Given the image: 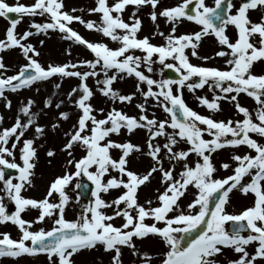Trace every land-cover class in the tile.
<instances>
[{
    "label": "snow or ice",
    "instance_id": "6c2138e0",
    "mask_svg": "<svg viewBox=\"0 0 264 264\" xmlns=\"http://www.w3.org/2000/svg\"><path fill=\"white\" fill-rule=\"evenodd\" d=\"M159 3L160 0H115L109 4L108 0H96V6L88 11L100 14L97 23L73 15L76 9L64 10L63 0H33L31 4L19 0L9 4L7 0H0V17L9 21L5 38L0 39V52L19 48L27 61L15 74L5 75L8 66L0 56V99L5 108H12L6 92L31 89L35 83L52 77L79 81L63 99L58 92L46 97L37 111H33L37 101L27 97L20 102L8 126H4V116L0 115V193L3 194L0 195V223L11 222L20 232L18 239L7 232L0 233V257L44 254L49 264H75L74 257L82 250L102 246L105 252L112 253L111 264H123L122 249L126 247L139 258V264H152V254L141 252L136 240L153 235L165 245V250L158 253V264H222L220 258L226 250L237 257L229 259L227 264H258L264 260V74L252 71L255 62L264 61V15L255 22L250 18V11L264 9V0H240L238 7L233 0H214V6H207L205 0H196L194 8H190L193 0H182L176 6L157 11ZM129 5L135 6L129 17L131 23L121 15ZM143 6L152 8L153 22L162 17L171 25L168 34L159 31L157 25L153 36L163 37L165 42L161 45L151 43L148 36L137 35L142 21L136 12ZM9 14H16V18L10 19ZM36 15L47 16L48 20L32 23L30 28L35 32L16 31L24 16ZM183 19L195 22L200 30L177 35V26ZM73 22L101 33L119 46L113 48L102 41L86 39L71 27ZM228 25L236 29L234 40L226 34ZM49 30L59 31L62 39L85 47L93 59L78 58L62 64L49 63L45 67L37 59L39 51L28 39L34 34H47ZM209 34L214 35L221 46L214 57L225 58L224 68L190 62L186 50L204 61L213 58L200 57L198 51L202 38ZM136 50L142 55H136ZM66 53L71 55V48ZM156 63L174 69L179 78L154 79L146 74L153 73ZM126 78L135 79V91L123 94L113 88L114 82ZM89 79H95V90L89 86ZM205 86L213 96L209 99L197 95L201 106L214 113L221 110L219 101L226 100L234 104L243 119H215L190 107L183 90L194 93ZM53 87L59 90L61 83ZM96 91L113 103L121 104H131L139 96L142 102L135 104L138 115H129L116 107L107 111L94 107L91 100ZM241 93L254 99V113L240 104ZM149 101L166 117L160 118L154 111L150 113ZM68 105L77 110L78 116L63 133L66 139L61 151L67 156L65 171L50 183L42 199L25 197L23 192L32 186L36 166L38 146L35 142L46 135L49 127L39 121L55 109L50 127L52 130L62 127V122L72 116L70 110H63ZM29 129H34L31 137L26 136ZM122 129L129 135L143 130V143L112 139L113 135H120ZM181 144L187 147H179ZM241 146H246L247 150L232 152L230 162L220 164V168L231 174L217 177L213 154L226 148L238 150ZM77 147L83 153L79 158L74 155ZM113 150L119 151L118 157L112 155ZM134 153L150 158L151 165L146 172L139 173L128 167ZM55 154L54 149L46 153L48 157ZM193 155L194 161L190 159ZM5 169L16 170L17 175L6 178ZM156 173H159L163 191L156 189L155 206L152 200L140 203L139 189L150 183ZM82 177L93 186L91 199L86 204H80L83 194L89 191ZM74 181V188L79 190L75 203L80 204V212L69 220L66 208L73 197L68 188ZM189 188L194 190L193 198L182 206L181 198ZM112 189L123 191L112 200L104 199L102 194ZM233 190L254 194V203L238 213L228 212L226 206ZM54 193L58 194L56 201L50 199ZM5 197L15 205L10 214L3 203ZM28 208L39 210L35 219L22 217ZM107 209H112L111 214ZM117 217L123 221L119 226L113 222ZM46 218L52 219L50 229L33 230L34 224ZM146 219L153 222L146 223ZM229 222L231 226L226 227ZM253 245L254 251L250 252L249 247Z\"/></svg>",
    "mask_w": 264,
    "mask_h": 264
},
{
    "label": "rangeland",
    "instance_id": "374dc122",
    "mask_svg": "<svg viewBox=\"0 0 264 264\" xmlns=\"http://www.w3.org/2000/svg\"><path fill=\"white\" fill-rule=\"evenodd\" d=\"M9 4L16 3V0H7ZM19 2L25 4L33 3V0H19ZM115 0H108L109 4L114 3ZM182 0H160L159 6L157 11L163 9L165 7H172L176 6L177 4L181 3ZM233 2L239 6L240 0H233ZM64 3V10L71 11L72 9H76L73 15L82 16L85 20H93L97 23L100 22V14L98 13H89L88 9L93 8L96 6V0H63ZM207 6H214V0H205ZM135 10V6L129 5L125 8V10L121 13L122 18L126 21L131 23L129 17L132 15L133 11ZM152 8L150 6H143L136 12V15L141 19L142 26L141 30L137 33L138 37L142 38L144 36H148L150 38V42L155 45H161L165 41L163 37L159 35L153 36V33L157 31V25L159 26V31L168 34L170 31L171 25L166 23L165 18L158 17L156 22H153L150 18V13ZM234 11V10H233ZM250 18L252 21H258L259 18L264 15V9L252 10ZM253 15V16H252ZM48 20L47 16H24L21 19V22L17 26V32L23 33L26 30H30L35 32V29L30 28L32 23H43ZM9 26V21L5 18L0 17V39L5 38L6 28ZM71 27H73L76 31H78L83 37L90 41H102L107 43L110 47H118V43L111 41L109 38L103 37L101 33L88 30L85 28L84 25L73 22ZM200 30V26L197 25L193 21H188L187 19H183L181 23L177 26V35L184 34V33H192L194 31ZM226 34L230 37V39L234 40L236 38V29L232 25H228L226 28ZM43 40L44 43L41 44L40 41ZM28 42L33 44L34 47L39 51L40 55L37 57L39 62L45 67L51 64H62L68 61H75L78 58H87L93 59V55L83 46L75 44L73 41L62 39V34L59 31H51L47 34L40 33L34 34L33 36L29 37ZM220 45L217 43V39L214 35L209 34L202 38V43L199 46V56L200 57H213L207 61L198 59L197 57H193L190 55V50H186L189 54L190 62L194 65H207V66H216L220 68H224V59L220 57H214V53L220 50ZM71 48V55L66 53V50ZM136 55H142L139 50L135 51ZM0 56H3L4 63L8 66L5 75H12L15 74L19 70V66L26 63L21 50L19 48H12L0 52ZM171 62V61H168ZM154 71L153 73H147L152 75L154 79H167L164 75V70L162 65L156 63L153 65ZM84 70V69H81ZM142 70H145L142 66ZM2 71V70H0ZM254 74H264V61H259L254 63V67L252 69ZM194 79V78H193ZM55 83H61V88L59 90L55 89L53 85ZM79 81L75 78H64L62 81L59 77H52L47 81L37 82L35 83L31 89H22L18 93L6 92L7 97L12 101V108L11 110L5 108L3 99H0V115L4 116V126H8L12 122V118L18 112L20 107V102L24 101L27 97L31 96L37 101V106L33 108V111H37L38 108L42 107V102L46 97L51 96L53 93L59 94V98L63 99L64 94L67 93L72 87L76 86ZM89 86H91L94 90L96 89L95 79L88 80ZM135 84L136 81L134 78H126L124 80H117L113 84V88L120 90L121 93L127 94L130 92L135 91ZM39 89V92H36V89ZM218 91V90H217ZM184 99L186 103L192 107L197 112L204 114V115H211L215 119H223L227 120L231 119H243V115L238 113L234 107V104L226 101L220 100L221 110L218 112H209V110L201 106L196 99L197 95L200 96H207L209 99L212 98L213 92L210 91L207 86L203 89H198L196 92H189L187 89L184 91ZM247 97V98H244ZM238 100L242 106L249 108L250 111L253 113L256 109V103L253 98L248 97L246 94H240L238 96ZM142 102V99L138 96L136 99L133 100L131 104H121L119 102L113 103L111 100L100 95L98 91H96L95 96L91 100V103L96 108H104L105 111L109 110L111 107H116L122 109L123 111L127 112L129 115H138V110L135 107L136 103ZM153 102L149 101V112H156L157 116L160 118H165L166 114L162 112L161 109L155 108L152 106ZM63 110H70L72 112L71 119L66 122H62V127L57 128L56 130H52L50 127L51 123L54 122L55 116V109L49 111L47 116H42L40 119V123L44 125H49L46 128V135L36 140L37 147V159H36V166L34 169V176L32 177V186L28 187L26 191L23 192L25 197L35 198V199H42L49 186L50 183L57 177L63 174L65 171V161L67 159L66 153L61 151V147L65 142V136L63 135L64 132L68 131L71 128V125L75 123L78 112L77 110L72 107L71 105L66 106ZM98 116L100 113H96ZM34 129H29L26 132L27 137H31L33 135ZM143 130H137L134 134L129 135L126 130L121 131L120 135H113L112 139L117 141H124L125 139L131 140L133 143H143L145 138V132ZM254 135V134H253ZM123 138H122V137ZM208 138V137H205ZM260 139L259 137H255ZM264 142V141H262ZM39 145H43L39 147ZM179 147L186 148V144H181ZM49 149L55 150V155L53 157H48L46 155ZM246 146H241L238 150L226 148L222 150H218L214 153V162L218 168L217 173L215 174L219 178H223L226 175L231 174L230 171L224 170L220 168V164L222 162H230L229 158L232 152L239 151L243 153L246 151ZM82 150L78 147L74 151V155L79 158L82 155ZM118 150H113L112 155L114 157L119 156ZM19 153L17 152V162H19ZM131 158L133 161H131ZM141 158H143L141 160ZM192 161L196 159L193 155L190 157ZM51 160V163L49 161ZM139 161L142 162L141 166H139ZM129 164L131 165L129 168L139 172L140 169L146 170L151 165L150 158L140 155L139 153H134L129 158ZM140 167V168H139ZM179 171V168L177 169ZM113 175H118L117 173H113ZM156 180L155 185V192L154 195L151 196L146 194V190L142 189L139 193V202L144 203L146 200H152L155 206L156 203V196L157 191H163V186L160 183L159 173L154 174ZM86 177L80 178L82 182ZM152 178V180H153ZM15 182V180H14ZM75 181L73 185L68 188L69 194L73 197V202L66 208V218L69 220L75 219L77 214L80 212V204H86L91 196L89 195L88 198L81 197L80 204L75 203V196L76 192L79 191L78 189L74 188ZM2 186V185H0ZM115 189L110 190L108 194H102L103 198L106 200H112L116 198L119 193L123 191V189L119 190V192ZM193 189L189 188V191L186 193L185 197L181 198V204L186 205L190 200L193 198L192 193ZM0 195H3L0 193ZM230 200L227 204V211L230 213H238L242 211L245 207L251 206L254 203V194L249 193L247 195L241 193L238 190H233L229 194ZM51 200L56 201L58 200V194H53L50 197ZM3 203L6 206L8 213L10 214L15 210V205L13 202L9 201L7 197L4 198ZM109 214H111L112 209L106 210ZM39 210L28 208L23 212L21 215L26 220H33L36 216H38ZM114 224L119 226L123 221L122 218L117 217L114 221ZM151 219H146V223H152ZM53 226L52 219L46 218L44 222L39 224L33 225V230L39 229L43 227L45 229H50ZM228 227V224L226 225ZM9 233L12 238L18 239L20 236L19 229L16 225L12 224L11 222L0 223V233ZM136 246L141 250V252H149L152 254L153 261H158V253L165 250V245L161 241V239L157 236L149 235L147 238L137 239ZM249 251H254V245L249 247ZM123 255L122 260L123 264H139V258L133 256L128 248L122 249ZM111 252H105L102 246H98L96 249L92 250H82L78 255H75L74 261L75 264H111ZM237 258L236 254L231 250H226L225 255L221 257L222 264H227L229 259ZM0 264H49L48 258L44 254L37 255L35 257L23 255L21 257L12 258V257H0ZM158 264V262L153 263ZM258 264H264V260L258 261Z\"/></svg>",
    "mask_w": 264,
    "mask_h": 264
},
{
    "label": "water",
    "instance_id": "95a60500",
    "mask_svg": "<svg viewBox=\"0 0 264 264\" xmlns=\"http://www.w3.org/2000/svg\"><path fill=\"white\" fill-rule=\"evenodd\" d=\"M9 18H10V19H11V18H16V15H14V14H9ZM7 170L9 171V174H7V176H14V175H17V171H16V170H13V169H7ZM83 183H87V184L89 185V191H87V192H85V193L83 194L84 197H88V195L90 194V190H91V188H92V185H91L90 181H88L87 179H85V180L83 181Z\"/></svg>",
    "mask_w": 264,
    "mask_h": 264
},
{
    "label": "flooded vegetation",
    "instance_id": "af4514ba",
    "mask_svg": "<svg viewBox=\"0 0 264 264\" xmlns=\"http://www.w3.org/2000/svg\"><path fill=\"white\" fill-rule=\"evenodd\" d=\"M252 13H250V15H251ZM253 16V15H252ZM186 90V88L184 89V91ZM243 95H244V93H242ZM244 98H247V97H245L244 96ZM129 166H131L130 164L128 165V167ZM144 172H146V170H142V169H140L139 170V173H144ZM156 179H157V177H155ZM154 179V178H153ZM150 185H152V190H151V192H146V194L147 195H149V196H151V198L153 199V197H152V195L151 194H153L154 195V192H155V184H152V180H151V182L149 183ZM143 187L144 186H141V188L139 189V191H138V196H139V193L142 191L141 189H143ZM118 192H119V190H121V189H116ZM120 194V193H119ZM156 262H158L157 260H155V262L152 260V264L153 263H156Z\"/></svg>",
    "mask_w": 264,
    "mask_h": 264
},
{
    "label": "bare ground",
    "instance_id": "6f19581e",
    "mask_svg": "<svg viewBox=\"0 0 264 264\" xmlns=\"http://www.w3.org/2000/svg\"><path fill=\"white\" fill-rule=\"evenodd\" d=\"M144 133V132H143ZM122 137V136H121ZM123 138V137H122ZM143 158H141V160H142ZM131 161H133V159L131 158ZM141 164H142V162L141 161H139V166H141ZM140 168V167H139ZM156 178H154L153 180H152V184H155L156 185ZM144 189L146 190V192H151V190H152V185H150L149 183H146V185L144 186ZM142 190V189H141ZM116 191V189L114 190V192ZM151 195H153V194H151Z\"/></svg>",
    "mask_w": 264,
    "mask_h": 264
}]
</instances>
